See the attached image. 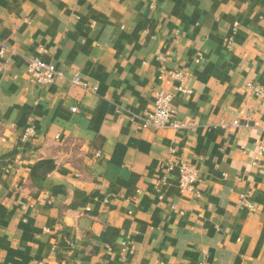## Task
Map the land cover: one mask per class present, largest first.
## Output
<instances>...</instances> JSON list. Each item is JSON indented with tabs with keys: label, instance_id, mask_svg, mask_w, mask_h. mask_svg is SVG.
Returning <instances> with one entry per match:
<instances>
[{
	"label": "crops",
	"instance_id": "1",
	"mask_svg": "<svg viewBox=\"0 0 264 264\" xmlns=\"http://www.w3.org/2000/svg\"><path fill=\"white\" fill-rule=\"evenodd\" d=\"M2 49L0 264H264V107L247 88L264 86V0H0ZM30 57L64 78L33 83ZM161 91L187 128L140 129ZM180 161L200 198L166 169Z\"/></svg>",
	"mask_w": 264,
	"mask_h": 264
},
{
	"label": "built area",
	"instance_id": "2",
	"mask_svg": "<svg viewBox=\"0 0 264 264\" xmlns=\"http://www.w3.org/2000/svg\"><path fill=\"white\" fill-rule=\"evenodd\" d=\"M238 23L233 25V32L234 34L237 31ZM1 54L4 53L2 49ZM159 63L160 69V80H163L167 74V64H168V56L163 53H157L156 57ZM29 79L38 85H49L55 81L57 78H64V74L57 70L56 67L42 60L39 57H30L28 63V70H27ZM169 77L173 80L180 83L179 91L184 95H191L192 89L186 86V73L181 71H171L168 73ZM72 85L82 87L86 91H94L95 88L90 87L88 84L83 82L79 73H75L73 77L70 79ZM247 88L250 89L257 97H259L262 106L264 107V86L250 81L247 83ZM73 112L77 111V107L72 108ZM140 129H148L153 128L156 130L161 129H182L187 128L188 124L184 121H179L176 119V111L172 105V96L165 92L157 93V97L152 105V107L144 112L140 117ZM235 127H249L248 124H242L240 120H235L233 123ZM262 132L264 133V124L260 125ZM37 137V129L34 125H31L24 130L21 131L20 139L23 142H28ZM256 159L254 161V166L262 170L263 168V160H264V139L258 138L256 140ZM166 169L168 171L177 170L179 173L178 178V186L182 191L192 193L196 195L197 198L201 197V193L198 190V182H199V173L198 169L185 161H180L178 163L168 162ZM167 184V177L164 176L158 183L156 187V191L158 194L159 199H164L165 196V186ZM242 208L247 209L248 211L255 212L256 206L254 203L250 202L247 195L243 194L240 197L239 201ZM172 209H175V205L171 206ZM125 251V249H124ZM200 264H207V263H200Z\"/></svg>",
	"mask_w": 264,
	"mask_h": 264
}]
</instances>
